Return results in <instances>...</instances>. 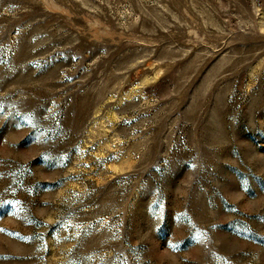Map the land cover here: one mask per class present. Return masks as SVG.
<instances>
[{
  "label": "rangeland",
  "instance_id": "1",
  "mask_svg": "<svg viewBox=\"0 0 264 264\" xmlns=\"http://www.w3.org/2000/svg\"><path fill=\"white\" fill-rule=\"evenodd\" d=\"M0 264H264V0H0Z\"/></svg>",
  "mask_w": 264,
  "mask_h": 264
}]
</instances>
